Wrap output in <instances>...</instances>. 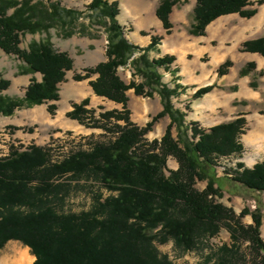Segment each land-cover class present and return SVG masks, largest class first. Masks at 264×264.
<instances>
[{"label":"trees","instance_id":"obj_1","mask_svg":"<svg viewBox=\"0 0 264 264\" xmlns=\"http://www.w3.org/2000/svg\"><path fill=\"white\" fill-rule=\"evenodd\" d=\"M179 3L180 0H161L157 7L156 15L168 31L173 27L170 14ZM263 3L264 0H196L189 32L204 35L206 27L223 15L237 13L251 18L256 14L253 7ZM89 8L108 19L105 23L110 22L106 24L107 60L84 69L82 74L76 73L74 80L97 75L90 81L95 94L121 104L122 109L96 115L95 110L86 108V99L74 104L67 117L85 127L114 131L113 137L88 150L70 152L61 161L52 160L49 147L37 145L23 151L12 147L9 155L0 157V248L10 239L20 240L35 256L33 264H174L168 255L160 254L157 243L172 241L182 251L190 252L200 241L216 237L224 227L232 244L208 255L207 264L213 259L216 264H231L242 257L241 243L246 241L256 253L251 264H264L261 203L253 211L246 206L237 215L218 200L231 182L264 193V161L252 168L239 162L238 169L226 170L224 178L217 176L220 158H242L241 137L248 131L246 118L239 115L208 130L199 129L194 122L186 124L187 114L173 104V98L180 96L178 88L165 85L157 71L171 65L175 58H149L160 38L153 37L146 48L130 43L117 20V1L93 0ZM79 14L62 8L58 2L0 0V50L24 63L19 74H42V81L32 79L21 98L5 96L3 92L11 82L0 77V114L11 116L22 107L60 100V85L66 81L67 72L74 69V60L68 52L55 49L50 30L60 26L63 38H70L75 31L67 29L77 22ZM27 34L45 37L22 48ZM241 50L264 57V37L245 42ZM129 61L135 65L141 82L127 84L118 75V67ZM232 66V61L227 60L219 67V76ZM254 69L250 63L241 75ZM263 75V71L258 73L259 77ZM216 86L214 83L200 88L193 98L202 97ZM251 87L256 89L257 83L252 81ZM131 89L137 96L152 98L157 93L161 97L163 110L145 127L131 119L127 94ZM56 109V105L49 106L52 115ZM165 117L171 120L165 134L149 142L146 134ZM169 158L178 162L176 170L168 168ZM82 177L99 181L109 196L96 195L91 209L78 214L59 211L57 203L64 201L60 193L66 195L71 187L60 180ZM198 181H207L205 189L196 187ZM247 215L253 220L248 226L242 222Z\"/></svg>","mask_w":264,"mask_h":264},{"label":"crops","instance_id":"obj_2","mask_svg":"<svg viewBox=\"0 0 264 264\" xmlns=\"http://www.w3.org/2000/svg\"><path fill=\"white\" fill-rule=\"evenodd\" d=\"M110 1L112 2L113 0ZM157 1L155 4L146 5L144 2L138 5L135 12L136 14L133 15L132 21H130L133 25V30L125 35V37L130 43L140 48L148 47L153 37H159V43L154 50L149 53L150 60L167 56H173L175 58V61L171 65L159 67L157 71L162 76V82L165 85L170 89L178 88L180 96L173 98V104L175 108L187 114L185 117L186 124L199 122L200 125L204 127H201L202 129L208 130L213 126L228 123L236 119L239 115H242L247 120V126H250L252 122V119H249L248 116L250 114L245 111L237 112L236 109L242 102L259 100L261 98V94L259 93L261 92H257L259 88L255 90V88L251 87V81L248 77L250 73L242 76L241 71L248 64L253 63L255 69L252 72H264V57L259 53L241 51V47L247 41L264 37V3L253 7L256 8V14L251 18L242 17L237 13L223 15L206 27L204 35L195 36L190 34L189 29L193 23V18H190V13H192L196 2L193 6L188 8L181 7L176 9L175 6V8L172 9L170 22L173 27L168 31L156 15L158 7ZM94 46L98 49L100 48L98 54H96L98 57L88 59L89 63L87 66H94L107 60V42H96ZM94 46L90 45L88 47L94 48ZM101 46H103L104 49ZM61 50L68 52L73 58L74 69L67 72L66 81L60 85L61 89L63 87V91L60 89L59 101H51L47 104L34 107L36 112H40L42 119L40 122L42 126L45 128L50 127L53 130L58 129L57 134L63 132L74 133V130L79 127V122L75 120V123L74 120L68 118L69 123H67L63 120V116L73 110L74 104H80L86 99L95 105L105 102L109 107L111 106V110H114L113 108H118V106L120 108L117 110L122 109L121 104L95 94L90 85V81L95 80L97 75L83 81L74 80V75L84 70L82 69L80 71L81 68L77 67L76 57L78 54L75 56L65 48ZM99 52L103 53V57L99 56L101 55ZM227 60L232 61L233 66L229 68L228 73L219 76L218 69ZM23 67L24 63L19 59L12 55H7L0 50V77L11 81L9 89L3 92L4 95H6V92L12 94L15 92V88L17 89L21 86L27 87L32 79H36L38 82L42 81V74L40 73L19 74V69ZM84 81H87V85L83 83ZM259 81L264 82V75L259 78ZM214 83L217 86L211 92L200 98L190 101L187 100L186 103L184 102L183 108L181 107L183 103L181 105L175 104L176 101L184 95V98L193 99V95L200 88ZM218 87H221V89ZM224 87L226 90L222 89ZM232 87H235V89H230ZM130 93H134V96L136 95L133 89L127 92L128 96ZM189 94H191V96H187ZM140 97H142V99L144 98L143 100L150 99L153 101L152 104H145L144 107H142V119L144 121L150 118V114L157 115L163 110L161 97L157 93H154L152 98L145 96ZM58 102H60L63 107H58ZM188 103L191 107L190 112H187V108L185 107ZM49 104L57 105L58 109L55 115L49 113ZM99 107L92 108L98 112L101 111ZM87 108H90V105L87 106ZM101 108H103V111H109L104 109V107ZM10 117L12 116L7 117L4 122L11 120ZM165 118L169 119V117ZM170 121L169 119V123ZM11 124L15 125L12 127H18L22 130V124H16L14 122ZM9 127L11 126H8V128ZM252 134L253 133L246 136V141L248 143L256 142V140L252 138ZM242 144L244 146V151H247L244 143ZM263 226L264 222L261 226L263 234L261 236L264 237Z\"/></svg>","mask_w":264,"mask_h":264},{"label":"rangeland","instance_id":"obj_3","mask_svg":"<svg viewBox=\"0 0 264 264\" xmlns=\"http://www.w3.org/2000/svg\"><path fill=\"white\" fill-rule=\"evenodd\" d=\"M34 1H43L44 3L48 4L49 2H58L60 6L64 9H72L80 14L78 15L77 22L72 26L68 27L67 30L72 29L75 31V34L70 38H63L64 32L60 26L53 28L50 30L52 36V43L56 50L60 52L61 49H67L72 52L76 57L77 60V67H80V71L82 69L92 68L94 66H87L88 59L93 57H98L99 49L94 46V43H99L104 41L108 44V32H107V25L109 23H105L108 19L101 17L98 11L91 10L89 5L93 0H34ZM119 3L120 12L117 17L118 22L121 24L124 31V35H127L129 32L133 30V25L130 21H132L133 15L136 13V8L141 3L145 2L146 5L148 4H155L157 0H113ZM161 0H158V5L160 4ZM196 0H180V3L176 6V9L181 7L188 8L195 4ZM175 8V7H173ZM11 12V11H10ZM193 17V11L190 13V18ZM190 19V21H191ZM45 37L44 34H27L22 39V48H28V46L36 41H40ZM94 46V48H90L88 46ZM106 45V44H105ZM103 47V46H101ZM242 48V47H241ZM102 49V48H101ZM104 49V47H103ZM242 51V50H241ZM101 57H103V53L99 52ZM138 55V53L136 54ZM134 55V56H136ZM107 56V55H106ZM14 59V58H11ZM73 59V58H72ZM98 59V58H97ZM15 60V59H14ZM105 62V61H103ZM101 63V62H100ZM99 64V63H98ZM97 64V65H98ZM85 66V67H84ZM84 71V70H83ZM80 72L78 74H82L84 72ZM118 75L124 79L125 82L131 83L134 82H141L142 78L139 76L138 72H136L135 65H132L130 61L127 65L119 66L118 67ZM250 81H255L257 83L258 93L261 94V98L257 101H250V102H242L240 106L237 107L236 111H245L248 112L249 119H252L251 125L247 126L249 131L241 137V143H244L246 146L247 151H244L242 155V162L245 163L247 167H252L256 162L264 161V140L257 141L255 143H248L246 141V136L254 133V131H261L264 133V82L259 81L258 72H251L248 76ZM3 78V77H2ZM5 79V78H4ZM122 79V80H123ZM8 80V79H7ZM11 82V81H10ZM87 85V81L83 82ZM26 86H21L19 88H15L12 94L6 95L11 96L10 98H21L24 96V89ZM221 89V87H218ZM61 89V88H60ZM226 90V88H222ZM231 89V88H230ZM256 90V89H255ZM63 91V87L61 89ZM191 96V94L187 95ZM129 101V109L132 113V121L136 123L139 127H145L149 122L152 121L155 114H150V118L147 120L142 119V107L145 104H152L153 101L150 99L143 100L140 96H134V93H130ZM157 97V96H156ZM180 97L176 101V105H181L184 107V104L187 100H194L191 98H184ZM89 101V100H88ZM185 102V103H184ZM47 104V103H45ZM58 107H63L60 102L57 103ZM43 105V104H42ZM56 105V104H49ZM90 105V108L87 106ZM40 106V105H37ZM48 106V109H49ZM86 106L88 110H95L92 107H104L106 110H111V106L109 107L108 104L99 103L95 105L89 101V104ZM35 107V106H34ZM34 107H22L15 110V113L11 115V120H7L4 122L7 117L0 114V157L9 155L11 148L18 150H25L30 145H37L42 147H49L52 153V160L53 161H61L63 157L68 156L70 152H77L79 150H88L91 145L95 143H106L113 137V132H106L102 129H93L89 126L80 125L78 129H75L73 132H63L61 134H57V130H53L50 127L45 128L41 125V115L40 112H36ZM57 107V105H56ZM57 107V109H58ZM100 108L101 111H96V115L103 112V108ZM185 107H189L187 112L191 111V107L189 103L185 105ZM113 108V109H119ZM56 109V111H57ZM49 111V110H48ZM68 112V111H67ZM50 113V112H49ZM69 113V112H68ZM51 114V113H50ZM52 115V114H51ZM91 117V116H90ZM70 119V118H69ZM67 113L63 116V120L68 122ZM72 120V119H71ZM22 124V130L18 127H12L11 123ZM76 123V121L74 120ZM231 122V121H229ZM228 122V123H229ZM9 123V124H7ZM169 123L168 118H163L159 120L153 126L152 130L146 134V139L151 142L154 139L160 140L163 135L165 134V130ZM193 123V122H192ZM197 124L199 129H202L199 122H194ZM120 124H123L122 122ZM8 126H11L8 128ZM109 128H113V125L109 124ZM190 127V126H189ZM202 127V128H201ZM214 127V126H213ZM51 129V130H50ZM204 130V129H202ZM174 136L177 137V130L174 128L173 130ZM34 138V139H31ZM179 164L174 158H169L168 160V168L170 170H176ZM216 168L217 176L220 178H224L222 170L219 168V165ZM233 169V168H232ZM226 170H231L230 167L226 166ZM227 179V177H225ZM229 181V180H228ZM61 183L71 184V187L67 190V194L60 193V195L64 196V201L61 203H57L58 210L65 213H75L78 214L82 211H86L91 209L94 198L98 194H102L103 197H108L109 192L100 184L99 181L95 180L94 178L87 179L86 177L68 180L67 178H63L60 180ZM231 182V181H230ZM207 185V181H198L196 187L199 190L205 189ZM227 192H224V197L222 199H218L221 203L225 206L232 208L237 215L244 209V207H249L251 211H253L258 205L259 202L261 203L262 211H263V222H264V193H257L247 190L242 186H235L234 183H228ZM65 192V191H64ZM236 194V195H235ZM244 225L248 226L253 223L252 217L247 215L242 219ZM263 224V223H262ZM264 228V226H263ZM261 235L262 234V227L260 228ZM263 237V236H262ZM264 240V237H263ZM231 245V236L230 233L226 230V228L222 227L220 233L210 239H206L200 241L197 245V248L190 252H184L179 247H176L172 241L167 244H156L157 249L160 254H166L168 257L174 262V264H207L206 257L210 255L212 252L217 251L223 245ZM29 251L31 256H34L31 253L29 247L25 246L20 240L17 239H10L8 240L5 245L0 248V264H13L14 260L18 257L17 255L20 254V251ZM241 255L237 260L231 262V264H251L256 257V253L253 249H251V244L249 241L241 243ZM10 262H5V259L14 258ZM264 257V254H263ZM35 260V259H34ZM4 261V262H3ZM209 264H216L215 259H213Z\"/></svg>","mask_w":264,"mask_h":264},{"label":"bare ground","instance_id":"obj_4","mask_svg":"<svg viewBox=\"0 0 264 264\" xmlns=\"http://www.w3.org/2000/svg\"><path fill=\"white\" fill-rule=\"evenodd\" d=\"M252 138L254 140H256V142L257 141H260V140H264V133H262L261 131L258 130V131L254 132L252 134ZM17 256H15L14 258L11 257L9 259H5L4 261L5 262L6 261L7 262H10V261H12L13 259H15L17 257L14 260V263L13 264H33L34 259H35V257L34 256H31L30 253H29V251H26V250H24V251L21 250L20 251V254L17 255Z\"/></svg>","mask_w":264,"mask_h":264},{"label":"built area","instance_id":"obj_5","mask_svg":"<svg viewBox=\"0 0 264 264\" xmlns=\"http://www.w3.org/2000/svg\"><path fill=\"white\" fill-rule=\"evenodd\" d=\"M240 162L239 159L234 158L233 156L231 157H222L220 158L218 164H219V168L222 170L223 175H225V171H226V166L230 167L231 169L233 168V170L238 169V163Z\"/></svg>","mask_w":264,"mask_h":264}]
</instances>
